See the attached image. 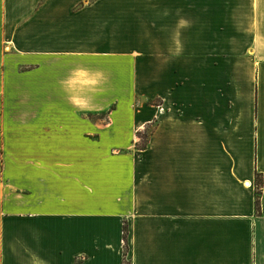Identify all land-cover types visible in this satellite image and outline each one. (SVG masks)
I'll use <instances>...</instances> for the list:
<instances>
[{
	"label": "crops",
	"instance_id": "obj_1",
	"mask_svg": "<svg viewBox=\"0 0 264 264\" xmlns=\"http://www.w3.org/2000/svg\"><path fill=\"white\" fill-rule=\"evenodd\" d=\"M245 58L264 59V0H0V264H122L123 226L129 264H264ZM77 66L107 74L93 111L57 83Z\"/></svg>",
	"mask_w": 264,
	"mask_h": 264
},
{
	"label": "clouds",
	"instance_id": "obj_2",
	"mask_svg": "<svg viewBox=\"0 0 264 264\" xmlns=\"http://www.w3.org/2000/svg\"><path fill=\"white\" fill-rule=\"evenodd\" d=\"M190 26V21L183 17L176 22L174 43L177 54L182 51L183 47L179 39L181 31ZM107 79V74L101 68L77 66L70 69L57 83L69 105L78 111L87 112L96 109V94L103 89Z\"/></svg>",
	"mask_w": 264,
	"mask_h": 264
},
{
	"label": "rangeland",
	"instance_id": "obj_3",
	"mask_svg": "<svg viewBox=\"0 0 264 264\" xmlns=\"http://www.w3.org/2000/svg\"><path fill=\"white\" fill-rule=\"evenodd\" d=\"M234 61H235V83L239 84L241 88H244L243 84L249 81L253 83L255 82L258 83L260 73L263 72L262 68H264V59L245 58V59H235ZM241 92L242 91H240V93ZM136 100H137L136 102L137 106H135L136 107L135 109H138L140 104H141L140 106L161 105V101L156 98L151 99V98L143 97V98H137ZM110 109H114V107H111ZM151 131H152L151 125H148L147 127H145V130L143 132L138 133L135 144L136 149L143 150L146 147ZM122 255H123L122 264H129L125 258L124 240L122 243Z\"/></svg>",
	"mask_w": 264,
	"mask_h": 264
},
{
	"label": "trees",
	"instance_id": "obj_4",
	"mask_svg": "<svg viewBox=\"0 0 264 264\" xmlns=\"http://www.w3.org/2000/svg\"><path fill=\"white\" fill-rule=\"evenodd\" d=\"M255 186H256V192H255V209H259V196H260V186H261V181L260 178L257 176L256 181H255ZM123 240H124V246H125V253H126V228L124 226L123 228Z\"/></svg>",
	"mask_w": 264,
	"mask_h": 264
}]
</instances>
